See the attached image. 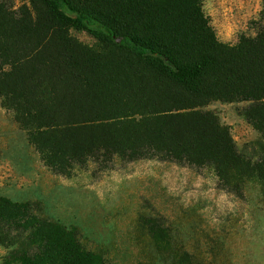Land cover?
I'll return each instance as SVG.
<instances>
[{
    "label": "trees",
    "instance_id": "1",
    "mask_svg": "<svg viewBox=\"0 0 264 264\" xmlns=\"http://www.w3.org/2000/svg\"><path fill=\"white\" fill-rule=\"evenodd\" d=\"M202 1L0 0V107L44 167L72 178L115 158L170 161L209 168L239 198L254 183L264 199V23L223 42ZM215 100L246 102L239 112L259 138L238 149L205 108ZM147 230L169 245L157 224ZM0 246L1 264H112L39 200L0 195ZM168 254L170 264H211Z\"/></svg>",
    "mask_w": 264,
    "mask_h": 264
},
{
    "label": "rangeland",
    "instance_id": "2",
    "mask_svg": "<svg viewBox=\"0 0 264 264\" xmlns=\"http://www.w3.org/2000/svg\"><path fill=\"white\" fill-rule=\"evenodd\" d=\"M202 9L218 39L230 44L241 34L253 35L255 21L264 23V0H203ZM71 33L84 43L95 42L84 31L72 29ZM246 104L244 101L215 100L205 106L229 128L238 149L259 138L239 112ZM1 111L0 142L5 129L14 155L35 168L37 165L39 172L52 174L39 161L24 131L6 111ZM3 150L0 147L1 161L5 158ZM15 168L13 171L9 165L0 163V193L14 191L17 184L26 189L32 181L31 175L11 177L12 173L20 172L21 165ZM57 176L53 177L58 184L61 180ZM61 179L69 182V186L55 189L57 192H50L52 195L48 194L45 200L58 203L64 213L72 211L70 215L56 218L47 212L46 202L40 197L45 213L66 226H77L86 238L87 246L102 248L112 264H170L168 252L173 249L187 250L197 258L211 260V264H264V199L254 183H247L244 196L239 198L219 188L209 168L156 159L126 162L118 158L114 159L110 169L100 171L89 163L87 169L76 176ZM85 186L93 189L95 212L92 218L80 220L86 221L98 235L105 236L99 226L108 228L109 239L105 242L88 237L79 223L68 222L72 215L85 217L77 207L79 197L71 195L72 189ZM13 195L11 198L16 201L38 200L30 198L27 191H14ZM149 222L164 230L168 246L159 243V248L154 244L147 230ZM4 252L0 246V264Z\"/></svg>",
    "mask_w": 264,
    "mask_h": 264
},
{
    "label": "crops",
    "instance_id": "3",
    "mask_svg": "<svg viewBox=\"0 0 264 264\" xmlns=\"http://www.w3.org/2000/svg\"><path fill=\"white\" fill-rule=\"evenodd\" d=\"M0 110H2L1 112H5L4 109H2L0 107ZM4 110V111H3ZM1 144L0 147H2L4 150V155L5 158H1L3 159L2 161L0 160V163H5L6 165H9L10 168H12V170L14 171L15 166L16 165H21V168L19 169L20 172L18 174L16 173H12L11 177H15L16 175H31L32 181L28 183V185L26 186V189H23L22 186H19V184H17V187H15L14 191L16 192H26L27 194L30 196V198H36V199H40V197H42L45 200V197L49 195H52L50 192L55 191L57 192V188L61 189L63 187H68L69 186V182H64L63 180L65 179H61V177L57 176L58 178H60L61 181H57L58 184L55 182V178L53 176H56L54 174H46L45 172H39V170L37 169V165L35 163V158L34 156H32L33 161L36 165V168L33 166V164H26L24 163V161L19 157L14 155V151L12 150V145L10 144V138L8 137L7 132L5 131V129L2 132L1 135ZM4 136V137H3ZM30 155V152H28ZM13 183H16V181L14 179H12ZM65 183V184H64ZM33 186V187H32ZM32 190V194H30L31 190ZM34 190V191H33ZM13 189L10 192H2L0 193V195L3 196H7L10 199H12L11 197H14L15 195H13ZM93 189L89 186H85V188H79V189H72L71 191V195L74 197H79V201H77V203L79 205H77L78 208H80V210L83 212L85 217H77L76 215H72L69 216V223H79V225L81 226L83 232L90 237L91 239H94L96 241H107V239H109L108 237V232L109 229L108 228H104V227H100L99 226V230L103 229V233L105 234V236L102 235H98L96 231L92 230L93 227H91L86 221L82 222L80 219L81 218H92L94 216V212H95V207H94V202H93V197L94 194L92 193ZM13 200V199H12ZM41 200V199H40ZM16 201V200H15ZM46 202V200H45ZM49 201H47L45 204L47 206V212L49 214H52L54 217L56 218H60V217H64L66 215H70V211H67V213H64V211L62 210L61 206L58 205V203L52 204V203H48ZM61 205V204H60ZM87 220V219H86Z\"/></svg>",
    "mask_w": 264,
    "mask_h": 264
}]
</instances>
